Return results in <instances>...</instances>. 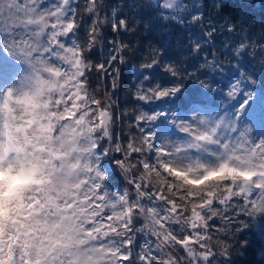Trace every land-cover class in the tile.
I'll list each match as a JSON object with an SVG mask.
<instances>
[{
  "label": "snow or ice",
  "instance_id": "snow-or-ice-1",
  "mask_svg": "<svg viewBox=\"0 0 264 264\" xmlns=\"http://www.w3.org/2000/svg\"><path fill=\"white\" fill-rule=\"evenodd\" d=\"M103 7V0H0V156L31 145L52 159L49 186L32 190L15 226L0 231V264H232L219 235L246 204L264 200V131L254 135L257 124L264 129V65L260 77L240 72L225 85L234 102L222 113L193 107V115L171 108L165 115L156 108L171 101L158 98L194 72L168 63V40H157L134 73L138 107L123 114L129 132L118 136L107 89L89 88L102 74L116 89L119 65L139 59L130 16L154 13L161 27L191 33L181 50L197 61L217 31L235 26L217 28L197 0H154L139 14L136 0H123L110 17L101 16ZM105 25L129 39H114L105 58L94 60L98 45L109 47ZM245 49L241 43L235 54ZM211 66L223 69L215 57ZM120 177L123 187L114 183ZM217 220L222 226L213 232Z\"/></svg>",
  "mask_w": 264,
  "mask_h": 264
},
{
  "label": "trees",
  "instance_id": "trees-1",
  "mask_svg": "<svg viewBox=\"0 0 264 264\" xmlns=\"http://www.w3.org/2000/svg\"><path fill=\"white\" fill-rule=\"evenodd\" d=\"M83 5L86 0H79ZM197 2L205 6V15L209 16L211 20L216 24L217 28L224 24L226 21L231 22L235 26L233 32L229 33L225 31H217L214 36L215 39L211 42V46H205V51L200 54V59L197 61L194 57L181 50L182 45L180 43L181 38L185 41L191 36V33L178 30L180 26L173 27L172 25L165 24L161 27L160 21L155 20V14L151 13L148 18L142 19L140 15L131 17L136 23L138 35L129 37L132 41V47L140 50L138 52L139 59L126 58V63L119 65L121 73L116 79V89L112 88L111 76L100 75L99 78L93 75L91 77L90 92L103 93L107 89L111 99L110 103L113 104L114 114L117 117L113 130L118 136L128 135L129 121L124 118V113H131L134 108L138 107L133 101H135V88L134 84H137L136 76L134 75L136 69L140 66L141 62L152 51V47L157 45V40L167 39V47L169 55L172 57L168 63H178L181 67L188 68L189 72H194V75L185 77L182 81L183 88L181 89L178 97L172 98L169 104H161L157 111H163L165 115L168 114V110L171 108L173 112L178 110H189L193 107L207 108L213 106L214 109H222L221 107L227 105L225 99H230L227 96L229 88L225 85L229 84L233 76L240 75L241 69L243 70L245 77H249L250 73L254 71L256 77L261 76V66L264 65V54L261 53V47L264 46V0H197ZM139 5L134 11L136 13L148 12L147 5L151 3V0H136ZM123 4V0H103V9L101 16H111L113 8H119ZM125 14H128V9H123ZM85 19L89 14L81 9ZM149 19L154 21L153 24H149ZM91 20L88 19L84 24V32ZM199 26L194 28L195 32H199ZM104 38L109 45L105 48L102 45H98L95 51L92 53L94 60L102 61L107 52L111 48L112 41L114 39H124L127 43L129 38L116 37L108 25L103 28ZM243 43L246 45V49L240 54L236 55L235 50L239 48V45ZM228 52L232 54L229 55ZM207 56L209 65L204 64V57ZM213 57L219 60L223 64V69L216 67L215 70L211 66ZM196 63V70L189 65ZM239 69V71H236ZM206 73V75H202ZM252 77V78H256ZM210 78H214L218 83L212 82ZM209 81L212 83L214 91H208L203 88L200 81ZM260 80L257 79L255 87L259 88ZM218 90V91H216ZM115 93L112 95V93ZM228 101V100H227ZM144 102H140L143 105ZM155 103H159L158 101ZM165 105L167 107H165ZM147 111V108L144 109ZM177 110V111H176ZM114 183L124 186L122 177L119 180H115ZM239 220H244L249 224L248 228H243L240 232H235V229L240 227L239 224L233 223L230 225V230L226 234H220L219 238L223 240L229 247V259L232 264H264V252L262 256H259L256 249L260 247L264 248V218H258L252 221L250 217L241 215ZM220 221H216L215 227H221L218 224ZM229 229V225L227 226ZM246 242V243H245ZM140 243H143L141 238ZM256 256V257H255Z\"/></svg>",
  "mask_w": 264,
  "mask_h": 264
},
{
  "label": "clouds",
  "instance_id": "clouds-1",
  "mask_svg": "<svg viewBox=\"0 0 264 264\" xmlns=\"http://www.w3.org/2000/svg\"><path fill=\"white\" fill-rule=\"evenodd\" d=\"M241 72H243L242 69ZM182 88V84H177L175 85V92H172L167 97H159L158 99L161 101L165 99L172 101V98L177 97ZM144 115H147V113L145 112ZM40 142L44 143V140L41 139ZM17 157H19L18 160ZM21 164L23 165L22 168ZM51 165L50 153L47 150H37L31 145H26L22 152H12L0 156V231H10L15 226V221L24 206L25 198L32 190L37 187L49 186V182L52 179L50 175L52 171ZM64 182L63 177L57 180L59 184ZM244 207L247 210L245 211L244 208H241V215L250 217L252 221L264 218V200L254 198L251 202V207H248L247 204ZM233 223L240 225V227L235 229V232H240L243 228L249 227V224L244 220L238 219ZM230 225L228 230H230ZM226 258L228 257L226 256Z\"/></svg>",
  "mask_w": 264,
  "mask_h": 264
},
{
  "label": "rangeland",
  "instance_id": "rangeland-1",
  "mask_svg": "<svg viewBox=\"0 0 264 264\" xmlns=\"http://www.w3.org/2000/svg\"><path fill=\"white\" fill-rule=\"evenodd\" d=\"M154 2V0H151V3H153ZM237 78V76H233L232 77V79L234 78V80L231 82L232 84H234L235 82H236V78ZM239 78V77H238ZM241 87H243L242 85H241ZM237 98H239V90H237ZM228 99H225L224 100V102L226 103L227 102V105H224V106H222V109H220V110H218V111H209V110H202V111H204V112H223L231 103H233L234 101L232 100V99H229L228 101H227ZM160 107H164V106H160ZM165 107H167L166 105H165ZM158 109H156V111H157ZM177 112H179V111H177ZM180 112H181V114H184V113H187L188 115H193L194 113L191 111V109H189V110H180ZM261 131H264V129H262L261 127H260V125L259 124H257V126L254 128V135L256 136V137H259V135H260V132ZM125 186V185H124ZM123 187V186H122ZM218 224H220L221 226H222V222L220 221ZM264 236V235H263ZM257 251H258V254H259V256H262L263 254V252H264V248L263 249H261L260 247H258L257 249H256V254H257ZM256 257V256H255Z\"/></svg>",
  "mask_w": 264,
  "mask_h": 264
}]
</instances>
